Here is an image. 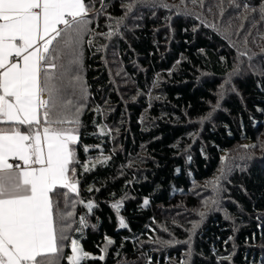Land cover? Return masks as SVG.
Instances as JSON below:
<instances>
[{"label": "trees", "instance_id": "obj_1", "mask_svg": "<svg viewBox=\"0 0 264 264\" xmlns=\"http://www.w3.org/2000/svg\"><path fill=\"white\" fill-rule=\"evenodd\" d=\"M226 1V8L246 3ZM132 2L85 0L92 31L81 46L87 97L74 165L78 195L72 197L95 207L89 212L81 203L69 209L75 213L73 229L80 227L81 216L87 222L70 237L104 259L81 264H264L258 246L264 242V168L251 158L244 171L227 174L224 209L236 230L214 212L190 239L172 230L162 213L193 208L195 184L219 176L232 150L256 149L264 132V72L235 81L236 94L213 117L221 86L239 66L233 45L205 26L199 13H171L147 0L126 15L124 5ZM204 2H210V14L227 10L212 7L215 0ZM206 7L198 4L197 10ZM251 17L259 24L258 14ZM108 32L113 35H102ZM111 63L125 77L121 89L113 82ZM117 203L118 213L112 207ZM120 219L127 227H120ZM66 244L62 264L71 254L70 240Z\"/></svg>", "mask_w": 264, "mask_h": 264}, {"label": "snow or ice", "instance_id": "obj_2", "mask_svg": "<svg viewBox=\"0 0 264 264\" xmlns=\"http://www.w3.org/2000/svg\"><path fill=\"white\" fill-rule=\"evenodd\" d=\"M145 2L124 5L125 14ZM258 12L264 20V4ZM88 13L85 0H0V264H62L69 240L67 264L95 259L71 239L70 232H82L87 222L81 216L73 229L69 210L84 203L72 194L78 195L74 165L87 97L81 46L92 31ZM223 176L221 169L208 184L215 189ZM84 207L91 212L95 205ZM112 207L119 212V203Z\"/></svg>", "mask_w": 264, "mask_h": 264}, {"label": "rangeland", "instance_id": "obj_3", "mask_svg": "<svg viewBox=\"0 0 264 264\" xmlns=\"http://www.w3.org/2000/svg\"><path fill=\"white\" fill-rule=\"evenodd\" d=\"M245 1L249 5V9L247 10L242 6L237 7L234 4H230V7L226 8V2L228 1L215 0L214 3L212 2V7L215 8V4H217V6L220 5L227 10H224L223 13L220 12L210 14L211 4L210 2L207 4L206 2H204V0H198L196 4H193L192 0H186V2H180V0H156L157 4L160 5L161 8L171 10V13H179L183 15H189V13L193 11L197 14L199 13L200 16H198V19H201L202 22L204 21L205 26H207L208 28L217 30L220 34H222L223 37L226 38V41L230 42L235 48V54L239 55L240 57L239 66L225 79L223 85L219 90L216 99V105L213 107V117L215 112L219 110L222 102L229 98L230 95L236 94L234 88L235 81L237 82V80L239 79H244L246 73L262 74V72H264V41L260 38L261 35H264V20H261L258 12L259 7L264 4V0ZM246 3H244L243 5H245ZM163 4H167L168 7H163ZM198 4L199 6L201 5L203 7L207 5V7L203 12H201L200 10H197ZM143 9L139 8L137 12ZM247 14L251 16H255V14H258L259 24H256L253 19H256V17L252 18L248 15V17L246 18ZM241 53H246L247 58H245L244 55H241ZM108 62L113 61L108 60ZM110 68L113 74L112 77L115 86L121 89V84H126L124 83L125 80H123L125 79V77H123V75L118 72L119 70L115 68L112 63L110 64ZM211 116L212 113L210 117ZM257 143L258 145L256 149L238 147L228 154V156L224 160V176L220 179L219 184L215 189H213V187L208 184L209 181L207 183H201L199 185L195 184L193 186V192L190 195L195 203V206L193 208L186 210L183 207H176L174 209H168L162 212L166 214L165 217L168 218L172 230L178 228L181 232H183L184 237L188 236L191 239L196 230L199 229L202 226V223L208 217L214 214V212L222 214L227 222H230V224H233L235 226V230L238 228L237 222L234 220V218L227 214L224 209L225 204L229 202V199H227V193L225 192V184H227L228 176L227 174L234 173L235 171H244L247 166L251 165L250 158L252 159V163L256 161V163H259V165L264 168V132L261 136L258 137ZM212 201H215V203H212ZM205 202H208L207 207L205 206ZM201 211L204 212L203 217L198 215V212ZM188 212H190L189 215H187ZM179 218L180 221H178ZM177 222L183 223V226L179 228V224ZM193 224L197 225L195 229H193ZM174 243H177V241ZM258 246L264 255V242L261 246ZM90 256L98 258L97 256H94L92 254H90ZM188 259H190V255H186V257H184L185 261H188Z\"/></svg>", "mask_w": 264, "mask_h": 264}, {"label": "built area", "instance_id": "obj_4", "mask_svg": "<svg viewBox=\"0 0 264 264\" xmlns=\"http://www.w3.org/2000/svg\"><path fill=\"white\" fill-rule=\"evenodd\" d=\"M12 162H14V163H20L19 161H12Z\"/></svg>", "mask_w": 264, "mask_h": 264}, {"label": "crops", "instance_id": "obj_5", "mask_svg": "<svg viewBox=\"0 0 264 264\" xmlns=\"http://www.w3.org/2000/svg\"><path fill=\"white\" fill-rule=\"evenodd\" d=\"M10 162H12V161H10ZM20 162V161H19Z\"/></svg>", "mask_w": 264, "mask_h": 264}]
</instances>
